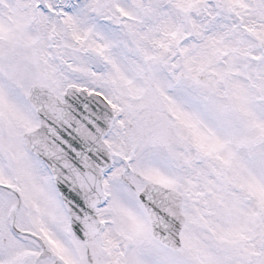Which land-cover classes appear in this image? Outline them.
Wrapping results in <instances>:
<instances>
[{
    "label": "snow or ice",
    "instance_id": "6c2138e0",
    "mask_svg": "<svg viewBox=\"0 0 264 264\" xmlns=\"http://www.w3.org/2000/svg\"><path fill=\"white\" fill-rule=\"evenodd\" d=\"M0 264H264V0H0Z\"/></svg>",
    "mask_w": 264,
    "mask_h": 264
}]
</instances>
